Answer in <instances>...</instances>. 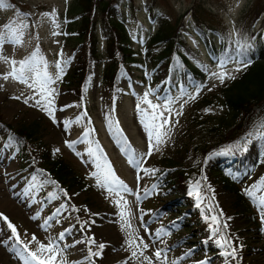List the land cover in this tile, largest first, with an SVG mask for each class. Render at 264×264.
<instances>
[{
    "label": "rangeland",
    "instance_id": "obj_1",
    "mask_svg": "<svg viewBox=\"0 0 264 264\" xmlns=\"http://www.w3.org/2000/svg\"><path fill=\"white\" fill-rule=\"evenodd\" d=\"M100 1L95 0L97 3ZM108 1L111 14L122 21L127 45L131 49L128 68L124 64L121 65L119 84L122 96L115 103L109 101V90L101 80L103 61L93 65V73L84 86L82 102L76 101L70 89L75 80L71 76V68L78 62L75 55L84 53L87 43L86 36L76 38L75 16L71 10L73 0H6L13 7L0 9V27L17 19V12L29 14L26 17L29 26L25 30L22 44L13 46L11 43H5L0 54L20 61L38 46L40 56L47 62L46 70L55 81L51 85L55 90L52 97L54 122L33 100L24 103L26 97L33 95V89L11 77L7 81L2 78L11 71L12 65L0 60V85H3L0 88V213L17 228L24 243L30 242L31 251H36L39 243L47 246L49 241L56 240L60 233L66 229L71 230L70 234H65L63 241H59L61 247H69L62 254L57 253L56 259L50 261V264H80L88 255V246L86 243L71 245L74 241L84 240L86 237H94V252L98 250V245H105L102 256L93 258L94 264H124L125 261L127 264H148L143 256L150 257L153 264H159L154 257L159 248L168 249V264L173 261H178V264H264V224L261 223L256 203L245 192L246 188L259 183L260 178L264 177V152L258 166L241 177H236L240 183L239 192L252 207V215L251 211L242 214L233 209L235 194L222 184V177L216 171V168L220 167L222 173H230L225 166L218 165V162L230 156L226 146L239 139L238 144L244 147L248 143L244 140L246 134L257 130L252 124L249 125L251 118L248 121V130L237 127L235 124L243 122L242 114L233 112L223 102V87L245 67L240 64L243 59L234 57L226 62H218L208 58L202 34L194 25L188 11L193 0H156L155 3L165 9L172 19L181 15L183 26L180 28V34L184 42L194 50L198 61L205 62L206 66L201 81H190L184 86L177 80L171 85L165 77L166 74H156L145 57L144 45L154 31V23L148 18L144 6L146 0ZM202 1L209 10H204L209 23L222 25L228 30L230 38H233L239 26L245 24L246 17L243 16L253 0ZM53 11L56 14L55 24L43 15ZM90 17L96 20L101 48L102 12L94 8ZM263 21L264 10L251 27L254 36L264 31ZM54 31L60 34L53 35ZM244 34L247 35L246 32ZM214 37L217 39L216 34ZM178 48L180 54L190 63H197L179 45ZM58 60L68 63L66 66L62 64L63 73L57 80L58 70L55 65ZM180 63L179 55L172 54L167 68H174L178 72ZM221 63L225 64L223 70L231 77L226 78L223 83L211 76V73L221 71ZM195 85L204 87L195 99H189V96L195 94ZM145 92H149L148 99L153 104L162 105L171 101L169 107L172 109V115L165 129L170 130L169 135L164 138L165 142L158 145L159 150L154 147L152 154L147 156L138 168L129 162V157L122 151L120 144L126 137V147L130 145L131 151L140 156L148 152V134L141 123L142 114L137 110V103L142 101ZM140 106L146 110V114L152 112L149 105L141 103ZM205 109L209 111L206 112ZM160 110L163 109L157 111ZM177 112L182 114L177 116ZM68 121H71L72 125L65 131L64 125ZM261 121H264V105L254 116L252 123L258 125ZM7 124L11 129L18 126L35 128L36 132L26 140V145L30 147L28 151L23 149L22 138L9 131ZM117 128L120 133L116 132ZM85 133L88 135L85 136ZM9 136L17 143L9 144ZM66 140L76 142L74 148H69L65 144ZM96 143L103 149L115 175L131 191L120 190L117 194L97 186L93 173L98 170L92 163L93 157L87 154L89 148L96 147ZM42 145L49 148L51 155L65 158L74 170L80 173L84 182L76 185L52 179L49 170L45 169L40 152ZM55 149H59V152H54ZM161 156L169 162H156L153 165ZM142 169L162 171L158 178L164 180L163 183L166 182L167 173L181 172L182 195L168 187L159 196L151 198L155 191L153 172H145ZM39 170H43L44 177H40ZM33 175H37L39 179L54 180L59 188L51 183L40 187L38 179L37 186L25 193ZM60 189L68 195L65 196ZM49 193H54V198L49 199ZM256 195H264V187L258 190ZM177 198L180 200H176ZM5 199L14 207L5 205ZM117 201L121 204L127 201L131 229H121L122 221L119 218L120 207ZM61 205L68 207L57 217L58 222H51L47 230L42 228L44 221ZM72 205L79 211H72ZM178 206L183 208L182 211H176ZM153 207H156L155 211L152 210ZM167 210H170V214L165 216L167 219L163 224L158 219ZM221 212L223 216L220 215ZM34 216L37 218L33 219ZM212 216H216V223H213ZM225 223L227 228L224 227ZM81 225H84L83 230ZM162 228L169 234L154 240L153 234ZM129 231H132L133 237L142 238L144 243L148 244L149 247L143 251V256L138 252V258H129L131 249L125 243L129 238ZM33 234L37 238L36 242H32ZM11 235L7 221L0 218V241L7 242L0 243V264H22L15 254L18 249L13 247ZM232 247L237 248L235 260L228 255ZM38 255L47 260L51 253ZM185 256L187 258L180 259ZM84 264L88 262L84 261Z\"/></svg>",
    "mask_w": 264,
    "mask_h": 264
},
{
    "label": "trees",
    "instance_id": "obj_2",
    "mask_svg": "<svg viewBox=\"0 0 264 264\" xmlns=\"http://www.w3.org/2000/svg\"><path fill=\"white\" fill-rule=\"evenodd\" d=\"M155 2L156 0L144 1L147 16L154 23V31L149 35L144 50L149 64L156 66L155 71L161 74L165 72L171 54L173 52L178 53L177 45L182 46L195 60H197V56L185 44L180 34V28L183 26L181 15L172 19L168 12ZM204 3L202 0H193L188 11L194 25L202 34L208 58L225 62L230 58L239 57L247 62V66L236 77L232 78L222 90L224 104L233 112H240L243 116V122L235 125L244 129L248 125L249 119L251 118L252 122L254 116L264 105V37L258 34L251 44H246V41L249 42L253 36L250 29L251 24L264 10V0H253L248 5L243 16L246 17V22L239 26V30L232 40L222 25L210 24L208 18H205L206 12L204 10L207 12L209 10ZM109 4L110 1L108 0H101L99 3L95 0H73L71 5L72 14L75 16L76 38L86 36L87 41L85 52L75 55L78 62L71 68V76L75 80L70 89L77 102L82 98L84 86L93 73V65L101 61L104 62L101 80L109 90L110 99L115 101L121 97L119 84L121 65L124 64L127 67L126 63L131 58V49L127 45V36L122 21L111 14ZM94 8H98L102 12L103 46L101 48H99L96 20L90 17ZM244 32L247 33V40L242 39ZM214 34L217 35V39H215ZM181 60L182 65L178 72L174 68L167 71L166 78L171 85L175 84L178 78L184 85H187L189 81H201L203 79L204 63L198 62L197 64L194 62L191 65L185 58H181ZM253 106L255 107L253 108ZM253 125L256 126L254 123ZM7 126L9 131L20 136L24 142L36 132L33 126H18L13 129L8 124ZM24 148L29 149L28 146H24ZM226 151L230 153V156L226 160L218 162V165L225 166L230 173L229 175L222 173L220 167H217L216 171L222 177V184L235 194L232 201L233 209L242 214L251 211L250 215H252L254 214L252 207L244 195L239 192L237 179L230 177V175L241 177L250 168L259 164L260 155L264 151V138L250 140L242 148H238L236 145L227 146ZM40 152L45 168L49 170L52 178L76 185L84 182L80 173L75 171L65 158L51 155L49 148L44 145L40 146ZM157 160L154 164L156 162L157 164L169 162L164 156ZM159 172L158 170L154 172V178L158 176ZM181 178L182 173L175 171L165 176L166 183H162L163 180L158 179L156 182L158 193H153L152 198L158 196L161 190L164 191L167 187H172L181 193L183 191ZM176 200L180 199L177 198ZM177 209L182 210L181 207ZM152 210L155 211L156 207H153ZM168 213L166 212L165 215Z\"/></svg>",
    "mask_w": 264,
    "mask_h": 264
},
{
    "label": "snow or ice",
    "instance_id": "obj_3",
    "mask_svg": "<svg viewBox=\"0 0 264 264\" xmlns=\"http://www.w3.org/2000/svg\"><path fill=\"white\" fill-rule=\"evenodd\" d=\"M13 7L9 3L6 2V0H0V9L4 8H10ZM29 14H25L22 12H17V19L12 20L2 27H0V53H2L3 45L5 43H11L13 46H17L22 44L23 37L25 30L28 28V23L26 22V17ZM44 16L49 17V19L52 21L53 24L56 23V14L55 12L51 13H44ZM24 18V19H22ZM58 27V25H57ZM53 35H59L58 32H53ZM40 50L39 47L37 48L27 57L20 61H16L14 59H10L8 57H4L2 54H0V60H4L6 62H9L12 65V69L10 72L3 75V79L7 81L9 77L12 79L23 83L27 85L30 89H33V95L26 97L24 99V103H28L29 100H33L35 102V105H38L41 107L42 110L46 111L47 114L53 119L55 122V116H54V109H53V99L52 97L55 94V90L51 87V85L55 82L54 79L48 74L47 72V62L44 60L42 56H40ZM62 55V54H58ZM68 61H60L58 60L56 62L55 67L58 70L56 79L58 80L60 78V75L63 73V67L62 64L66 66ZM241 66H247V62L244 60H240ZM18 65V67H17ZM225 64L221 63L220 68L221 71L219 72H213L211 73V76L219 79L221 83L224 82L226 78H231L229 74L224 71ZM239 71V68L236 69ZM3 85H0V88H2ZM203 85H195V94L189 96V99H195L196 95H199ZM211 90V89H209ZM149 92H145L144 97L142 98L141 102L137 103V110L142 114L141 123L143 124L145 131L148 134V152L144 154V156H140L139 154L131 151L130 145H127V138H124V141L120 144V147L122 151L125 152L126 155L129 157V162L135 164L138 168L141 167L143 160L152 154L153 148L155 147L156 150H159L158 145L165 142L164 138L169 135V131H166L165 129L170 123V117L172 115V109L169 107V104L171 101H168L164 104H153L149 99ZM39 97V98H37ZM13 99H19L20 97H12ZM141 103H145L149 105V107L152 109V112L150 114H146V110L141 108ZM187 103V100L185 101ZM163 109L160 111H157L158 109ZM182 108V106H181ZM205 111H209V109H205ZM167 112V115L165 113ZM182 114L181 112L175 113V115L179 116ZM145 115H147V118H145ZM178 122V121H177ZM72 122L68 121L64 125V130L68 131V129L71 128ZM174 126V125H173ZM257 130L249 131L244 140L245 143L248 142L251 138L257 137V138H264V121H261L258 125L255 126ZM94 131V130H92ZM117 133H120V130L116 129ZM88 133H85V136H87ZM9 144L17 143L15 139L11 136L8 138ZM76 142L73 141H65V144L69 148H74ZM7 146V145H5ZM236 147H242V145L237 144ZM54 152H59V149H55ZM89 156L93 157L92 163L95 165V168L98 170L97 172H94L93 175L96 177V184L100 188H105L109 192H116L119 194L120 190H123L124 192L131 191L128 189V187L121 181L116 175L114 170L111 167V164L106 159V155L103 152V149L99 147L98 143H96L95 148H89L88 153ZM77 155H81L80 153H77ZM145 172H155V169H142ZM40 177H44L45 173L43 170H39ZM38 176L33 175L32 176V182L29 184L28 188L25 189V193L30 192L33 188L37 186ZM137 179L139 180L140 177L138 175ZM206 179V178H205ZM51 183L53 185H56L59 188V185H57V182L50 179H39V186L43 187L44 184ZM199 187V181H197V188ZM262 187H264V177H261L259 180V183L253 184L250 188H246L245 192L248 195L249 198L253 200L254 203H256L259 211H260V218L261 223L264 224V195L257 196L256 192L260 190ZM60 191L63 192L65 196H67V192L63 189H60ZM190 194H192L190 192ZM49 199L54 198V193H49L48 196ZM122 199V198H121ZM137 199L139 200L140 197L137 195ZM118 206L120 207L119 212V218L122 221L121 223V229L127 230L131 229L132 225L128 219L129 217V210H127V201H123L121 204L120 201H117ZM67 205H61L59 208L56 209V211L48 217L44 224L41 225L42 228L47 230L48 227L51 226V222L56 221L57 217H59L62 214V210H67ZM218 207V205H217ZM72 211H79L78 208H76L75 205L71 206ZM221 216H223V213H220ZM0 218H3L4 221H7V227L10 229L12 235L10 239L14 241L13 247H16L18 250L16 251L17 258L22 262V264H50V261H53L56 259V254L60 253L62 254L64 251H66L67 247L69 245H65L61 247V244L59 241H63L65 238V234H70V229H66L65 232H62L59 234L58 238L53 241H49V244L46 246L43 243L38 244V248L36 251H31L29 249V243H24L20 237L19 233L17 231V228L8 221V218L6 216H3L2 213H0ZM33 219H36L37 217H32ZM205 219H208V217H205ZM213 223L217 222L216 216L211 217ZM87 223V222H85ZM224 227L227 228V224H224ZM84 225H81V229L83 230ZM145 231H147V227L145 226ZM169 234L167 230L165 229H159L155 234H153L154 240H158L162 238L164 235ZM128 239L126 240V245L129 249H131V256L132 258H138V252L140 256H143V251L147 249L149 246L148 244L144 243L142 238L139 237H133L132 231L128 232ZM137 239H139V243H137ZM37 238L33 234L32 242H36ZM0 243H7L6 241H0ZM79 243H86L88 246V255L84 258V261H87L88 264H94V257H101L103 249L105 247L104 244L98 245V250L93 251L92 245L95 244V239L86 237L84 240H77L74 241V244L71 246H74L75 244ZM226 243H230L227 242ZM167 251L166 248H159L155 251L154 257L155 260L159 262V264H168L167 262ZM45 252L51 253V256L48 257V259L42 258V255H38V253L43 254ZM229 256L232 257L233 260L237 258V248L232 247L231 251L228 253ZM185 257H181L180 259H185ZM143 259L148 262V264H153L152 259L148 256H143ZM84 261L80 262V264H84ZM124 264H127V261L124 262ZM172 264H178V261H173Z\"/></svg>",
    "mask_w": 264,
    "mask_h": 264
},
{
    "label": "bare ground",
    "instance_id": "obj_4",
    "mask_svg": "<svg viewBox=\"0 0 264 264\" xmlns=\"http://www.w3.org/2000/svg\"><path fill=\"white\" fill-rule=\"evenodd\" d=\"M8 204H10V207H14V206L11 205V203L8 200L5 199V205L8 206Z\"/></svg>",
    "mask_w": 264,
    "mask_h": 264
}]
</instances>
